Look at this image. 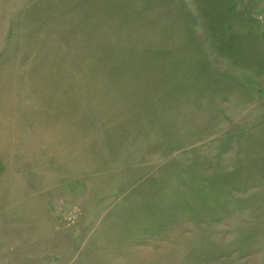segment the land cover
Here are the masks:
<instances>
[{
  "label": "rangeland",
  "instance_id": "obj_1",
  "mask_svg": "<svg viewBox=\"0 0 264 264\" xmlns=\"http://www.w3.org/2000/svg\"><path fill=\"white\" fill-rule=\"evenodd\" d=\"M0 264H264V0H0Z\"/></svg>",
  "mask_w": 264,
  "mask_h": 264
}]
</instances>
